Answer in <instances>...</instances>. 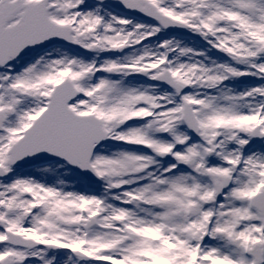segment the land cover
Here are the masks:
<instances>
[{"label":"snow or ice","instance_id":"1","mask_svg":"<svg viewBox=\"0 0 264 264\" xmlns=\"http://www.w3.org/2000/svg\"><path fill=\"white\" fill-rule=\"evenodd\" d=\"M0 264H264V0H0Z\"/></svg>","mask_w":264,"mask_h":264}]
</instances>
